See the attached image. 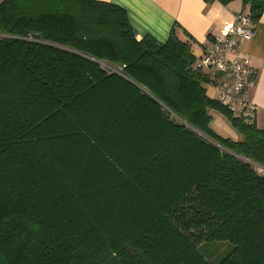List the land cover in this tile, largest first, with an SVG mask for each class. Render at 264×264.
<instances>
[{
    "label": "trees",
    "instance_id": "16d2710c",
    "mask_svg": "<svg viewBox=\"0 0 264 264\" xmlns=\"http://www.w3.org/2000/svg\"><path fill=\"white\" fill-rule=\"evenodd\" d=\"M197 59L107 1L0 2V264H264V129Z\"/></svg>",
    "mask_w": 264,
    "mask_h": 264
},
{
    "label": "crops",
    "instance_id": "0c3cea01",
    "mask_svg": "<svg viewBox=\"0 0 264 264\" xmlns=\"http://www.w3.org/2000/svg\"><path fill=\"white\" fill-rule=\"evenodd\" d=\"M2 0H0L1 2ZM125 9L130 24L138 39L150 35L159 42H165L172 30L176 36L189 41L194 54L202 52L203 45L222 36L225 25L233 23L240 12L247 13L243 0H232L227 4L206 0H102ZM255 35L241 41L233 56L244 57L255 68L257 74L249 99L256 106L255 122L264 129V13L253 23ZM214 88L206 84V93L212 97ZM216 93V92H215ZM211 129L222 137L232 140L241 138L222 112L210 109Z\"/></svg>",
    "mask_w": 264,
    "mask_h": 264
},
{
    "label": "built area",
    "instance_id": "2783aa9c",
    "mask_svg": "<svg viewBox=\"0 0 264 264\" xmlns=\"http://www.w3.org/2000/svg\"><path fill=\"white\" fill-rule=\"evenodd\" d=\"M255 28L250 17L243 12L236 15L233 23L222 29V36L203 45L196 65L208 76V85L216 92L215 99L230 111L232 116L250 124L256 118V106L249 99L254 85L256 70L244 57L233 56L241 41L250 40Z\"/></svg>",
    "mask_w": 264,
    "mask_h": 264
},
{
    "label": "water",
    "instance_id": "95a60500",
    "mask_svg": "<svg viewBox=\"0 0 264 264\" xmlns=\"http://www.w3.org/2000/svg\"><path fill=\"white\" fill-rule=\"evenodd\" d=\"M35 35L38 36V34H35ZM200 54H201V53H200ZM200 54H199V55L195 54V56H196V57H199ZM170 121L173 122V123L176 124V125L181 123V120H180L177 116H175V115H171V116H170Z\"/></svg>",
    "mask_w": 264,
    "mask_h": 264
},
{
    "label": "rangeland",
    "instance_id": "374dc122",
    "mask_svg": "<svg viewBox=\"0 0 264 264\" xmlns=\"http://www.w3.org/2000/svg\"><path fill=\"white\" fill-rule=\"evenodd\" d=\"M215 94H216V93L213 91V92H212V97H214ZM255 167H256V166H255ZM256 169L258 170L259 173H264V169L259 168V167H256ZM222 249L225 250V249H227V247H226V246H223Z\"/></svg>",
    "mask_w": 264,
    "mask_h": 264
}]
</instances>
